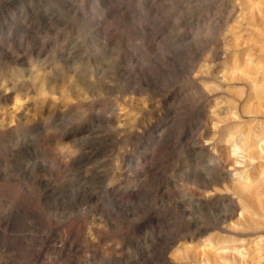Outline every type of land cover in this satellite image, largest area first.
<instances>
[{
	"label": "rangeland",
	"instance_id": "1",
	"mask_svg": "<svg viewBox=\"0 0 264 264\" xmlns=\"http://www.w3.org/2000/svg\"><path fill=\"white\" fill-rule=\"evenodd\" d=\"M242 59L263 89L264 0H0V264H264V163L204 139L264 127Z\"/></svg>",
	"mask_w": 264,
	"mask_h": 264
},
{
	"label": "bare ground",
	"instance_id": "2",
	"mask_svg": "<svg viewBox=\"0 0 264 264\" xmlns=\"http://www.w3.org/2000/svg\"><path fill=\"white\" fill-rule=\"evenodd\" d=\"M251 58V57H250ZM243 60V59H242ZM242 60H239V61H242ZM237 61V60H236ZM246 61V60H245ZM248 61L249 60H247V62H244V60H243V62H242V64H240V63H233V64H231V66H232V73L230 74V75H233V77L235 76V75H240V76H242V77H245V78H247L250 82V85H251V87H252V89H253V91H255V93H256V88L255 87H258V92L260 91V89L259 88H261V87H259V86H261V85H258V86H256V84H259V83H257V81H256V74L255 75H253L254 73H256V71L258 70L257 68H256V66H255V64H254V68H255V72L254 71H252V73H249V72H251L250 70H249V72H246V68H248V69H251L252 70V68H249V67H251L249 64H248ZM234 62V61H233ZM238 62V61H237ZM254 62V61H253ZM242 65V66H241ZM243 69V70H242ZM244 69H246V70H244ZM231 71V70H230ZM238 71V72H237ZM245 71V72H244ZM259 72V71H258ZM230 73V72H229ZM258 74V73H257ZM260 74V73H259ZM227 76H229V74L227 75ZM232 77V79H235V78H233ZM229 78H231V77H229ZM239 78V77H238ZM260 78H262V77H260ZM232 79H230V80H232ZM246 79V80H247ZM245 80V81H246ZM247 80V81H248ZM261 80H263V79H261ZM260 80V81H261ZM234 81V80H233ZM261 84V83H260ZM247 86H248V84H246ZM250 85H249V87H250ZM248 87V89H250ZM252 89H251V91H252ZM256 89V90H255ZM264 89V88H263ZM262 88H261V90H263ZM252 91V93L254 94V92ZM262 92V91H261ZM250 94H251V92H249ZM260 93V92H259ZM262 93H264V90H263V92ZM252 95V94H251ZM260 95V94H259ZM253 96V98H254V95H252ZM252 96L250 97V98H252ZM261 96V95H260ZM258 98V97H257ZM256 98V99H257ZM259 99H261V98H259ZM256 101V100H255ZM239 102H240V100H239ZM256 102H259L258 101V99H257V101ZM259 104V103H258ZM254 105V104H253ZM256 105V104H255ZM260 105V104H259ZM234 108H235V106H234ZM235 110V109H234ZM232 115H233V117L234 118H238V113H237V111L236 112H232L231 113ZM254 115V114H253ZM231 117V116H230ZM232 117V118H233ZM225 119V121L227 122L228 120L226 119V118H224ZM224 119L223 120H221L220 119V121H217V123H213V129H212V133H211V135H210V133H209V135H210V137H208L207 138V135H208V133L207 132H205L204 134H205V136H204V139H205V141H207V143L206 144H208V145H214V144H216L217 143V141H220V140H223L224 142H226V143H228V144H230L229 145V150L230 151H235V153H236V151H237V153H241V154H239L240 156H238V157H241V161H237L238 159H237V157H235V158H232V160L233 159H235V160H233V162H237V163H241V164H243L244 166H246V165H255L258 161H263V163H264V155H263V153H264V127H263V123L262 122H257V124H256V127L254 128V129H249V130H246V131H241V132H239V134L237 135V138L236 137H234V142H233V135L232 134H235L234 132L232 133V131H234L233 129H235V128H233V126H236V123H235V125H233L231 122V124L233 125V126H231V124H227L230 120H232L231 118H230V120L227 122V123H225V121H224ZM234 120V119H233ZM232 120V121H233ZM238 120H240V119H238ZM224 121V123H222ZM237 121V120H236ZM235 120H234V122H236ZM251 121V120H250ZM240 122V121H239ZM253 122V121H252ZM237 124H238V121H237ZM248 126V125H247ZM244 127V126H243ZM249 127H250V125H249ZM248 127V128H249ZM233 128V129H232ZM232 129V131H230ZM238 129V128H237ZM239 131V130H238ZM232 133V134H231ZM237 133V132H236ZM197 152L196 153H194L193 154V156L195 155V156H197V158H198V155L200 156V154H199V152H201L202 150H204V147H203V145H201V144H198L197 145ZM195 159H196V157H195ZM197 161V160H196ZM262 161H261V163H262ZM223 162V161H222ZM232 162V163H233ZM200 163V162H199ZM221 164V163H220ZM224 164V163H223ZM222 164V165H223ZM221 165V166H222ZM234 165V164H233ZM232 165V166H233ZM204 166V165H203ZM221 166L219 167H217V172L215 173V176H217V178H218V176L219 175H221ZM242 166V165H241ZM260 166V172L257 174V176L255 175V177L253 178V180H250L247 176L249 175H246L245 176V174H247L246 172H247V170H244V171H241V170H238V169H236V168H233V167H231L232 168V170L233 169H236L235 171V173H237V174H239L238 175V177H236V179H237V181L236 182H238L237 183V190L241 193V194H243L244 195V197H246V199H248L247 201H251V200H253L254 201V196L251 194V192L254 190L253 188H256V186L258 187V185H261V184H263L264 183V176H262L261 174H264V164H260L259 165ZM202 168V167H201ZM241 168H244V167H241ZM245 169V168H244ZM224 170V169H223ZM256 170V169H255ZM234 171V170H233ZM259 171V170H258ZM200 172V171H199ZM254 174H256V173H254ZM18 177H21V179H24L25 177H28V168H26V167H23L21 170H20V172L18 173ZM252 177V176H251ZM240 178H242V180H240ZM20 179V180H21ZM18 181V179H15V177L13 178V177H11L10 175H8V172H7V168H1L0 167V181H2V182H4V183H9V182H11V181ZM22 182H23V180H21ZM42 180H38V182L40 183ZM216 181V180H215ZM240 181H242V182H240ZM205 182V181H204ZM18 183H19V181H18ZM42 183V182H41ZM24 184V183H23ZM252 189V190H251ZM213 190V189H212ZM256 190V189H255ZM254 190V191H255ZM214 191H215V189H214ZM211 193H214L213 191L211 192ZM253 193V192H252ZM252 195L253 197V199L249 196V195ZM257 197V196H256ZM45 198V197H44ZM211 198V197H210ZM259 198V197H258ZM245 199V200H246ZM261 200V199H260ZM0 201L1 202H5V200L3 199V198H0ZM252 201V203H256V201H254L253 202ZM7 202V201H6ZM259 202V201H258ZM251 203V202H250ZM26 207V206H25ZM246 209V208H245ZM5 211L4 212H2V214H0V246H2L4 249H6V250H11L12 248H13V244L18 240V238L19 237H16L15 235H14V231L13 230H15V229H13V227H14V223H15V220H17L16 218L18 217V212H24V214L25 215H31V212L28 210V209H26V208H23L22 209V207H19L17 204H16V199H11V201H8L7 202V205H5V209H4ZM30 212V213H29ZM247 212V214H248V211H246ZM243 214V213H242ZM32 216V215H31ZM248 216V215H247ZM25 217V216H24ZM224 217H227V215H224ZM30 218V217H29ZM247 218V217H246ZM249 219L251 218V217H248ZM19 219V218H18ZM31 219H32V217H31ZM252 223V222H251ZM13 229V230H12ZM11 230L13 231V234H8V232L10 231L11 232ZM26 235V234H25ZM24 237V236H23ZM27 237V236H26ZM26 237H25V239H26ZM20 238H22V237H20ZM28 238V237H27ZM20 240V239H19ZM28 240V239H27ZM255 243V242H254ZM229 244V243H228ZM218 245V244H217ZM222 245H223V243H222ZM258 245V244H257ZM227 246V245H226ZM255 246V245H254ZM28 247V246H27ZM215 247H213V249H214ZM226 248V247H225ZM255 248H256V246H255ZM262 248V247H261ZM27 249V248H26ZM202 249V248H201ZM216 249H218V248H216ZM220 249V248H219ZM223 248L221 247V249L218 251V250H216V251H218L217 253H216V251H215V253H216V255L215 256H217V254L220 252V253H227L228 252V250H222ZM197 250V249H196ZM205 249L203 248L201 251H202V253L204 254H206L207 252H205L204 251ZM215 250V249H214ZM213 250V251H214ZM240 250V249H239ZM237 251V253L236 254H238V252H243V251H241L242 250V248H241V250L240 251ZM245 250H246V248H245ZM254 250V249H253ZM257 250H258V248H257ZM199 251V250H198ZM209 251V250H208ZM255 251V250H254ZM259 252H260V250H258ZM196 252V251H195ZM211 252V250L208 252V253H210ZM258 252V253H259ZM263 252V251H262ZM199 253L201 254V252L199 251ZM214 253V254H215ZM235 253V252H234ZM255 253H256V251H255ZM255 253H254V255H255ZM200 254H198L199 256H200ZM202 254V255H203ZM214 254H212V255H214ZM257 254V253H256ZM38 255V252L33 256V257H35V256H37ZM40 255V254H39ZM195 255H197V254H195ZM223 255V254H222ZM222 255H221V257H222ZM239 255V254H238ZM259 255V254H258ZM208 256V255H207ZM211 256V254L209 255V257ZM219 256V255H218ZM213 257V256H212ZM239 257H240V255H239ZM244 257V255H241V259ZM219 258V257H218ZM245 258V257H244ZM262 258V256L260 257V259ZM258 259V258H257Z\"/></svg>",
	"mask_w": 264,
	"mask_h": 264
}]
</instances>
